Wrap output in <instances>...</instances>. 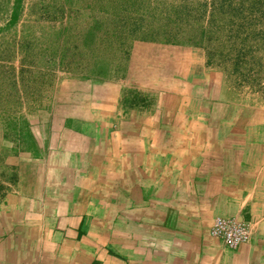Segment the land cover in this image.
I'll use <instances>...</instances> for the list:
<instances>
[{"label":"crops","instance_id":"0c3cea01","mask_svg":"<svg viewBox=\"0 0 264 264\" xmlns=\"http://www.w3.org/2000/svg\"><path fill=\"white\" fill-rule=\"evenodd\" d=\"M201 98L148 129L105 126L93 110L43 112L15 142L7 124L0 166L17 171L0 176V264H264V109ZM216 216L250 223V241L233 249L213 236Z\"/></svg>","mask_w":264,"mask_h":264},{"label":"rangeland","instance_id":"374dc122","mask_svg":"<svg viewBox=\"0 0 264 264\" xmlns=\"http://www.w3.org/2000/svg\"><path fill=\"white\" fill-rule=\"evenodd\" d=\"M102 3L111 17L101 21ZM86 4L0 0V138L9 124L11 139L28 141L25 125L43 112L82 111L80 116L93 110L105 126L138 121L148 129L155 121L163 124L158 112L189 99L192 108L202 96L211 99L207 107L264 109V0ZM66 15L71 20L59 21ZM25 52L30 63L19 70ZM7 89L18 92L20 105L9 104ZM104 111L112 116L109 124ZM13 171L0 166V176Z\"/></svg>","mask_w":264,"mask_h":264},{"label":"built area","instance_id":"2783aa9c","mask_svg":"<svg viewBox=\"0 0 264 264\" xmlns=\"http://www.w3.org/2000/svg\"><path fill=\"white\" fill-rule=\"evenodd\" d=\"M210 233L223 239L233 249L249 242L252 235L250 223L225 216H216L214 218Z\"/></svg>","mask_w":264,"mask_h":264}]
</instances>
